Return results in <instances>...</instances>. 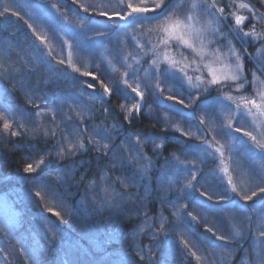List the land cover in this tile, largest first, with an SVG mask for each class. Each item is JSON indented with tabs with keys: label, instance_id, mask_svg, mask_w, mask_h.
<instances>
[{
	"label": "snow or ice",
	"instance_id": "6c2138e0",
	"mask_svg": "<svg viewBox=\"0 0 264 264\" xmlns=\"http://www.w3.org/2000/svg\"><path fill=\"white\" fill-rule=\"evenodd\" d=\"M121 11H100L99 16L106 18L108 21L119 20L129 21L124 28L125 38H131L138 49L147 51L143 52L144 56L151 55V65L154 68L153 77L160 80L163 77L169 90L174 88L180 90L179 98L176 95H169L166 97L168 101H174L179 105H183L185 109H191L188 115L189 124L195 121V126L199 133L197 139H202L204 154H210L211 142L208 141V133L204 130L205 116L210 123L216 124V131L219 135L225 137H233L234 134H241L247 137L250 141L249 150L259 149V155L264 159V68L256 67L255 71L250 73L251 80L244 71V59L253 62L254 65L258 62V57H254L247 51V45L251 43L256 45L259 43L258 56H264V31H258L256 24L264 26V13L259 12L255 5L250 3H239L235 5L229 4V10L226 13L224 7H219L217 0H117ZM260 7H264V0H258ZM55 7V6H53ZM83 7V5H81ZM94 7V6H93ZM246 10L248 15L239 14L233 11V8ZM89 9L84 7V12L87 13ZM6 13H11L15 17L20 16V12L13 11L10 7H4L0 11V16ZM35 15V14H34ZM182 16L181 18H178ZM251 17V18H250ZM36 18H39L36 16ZM204 18L205 22L201 23ZM231 21V24H228ZM156 22V23H153ZM152 24L151 27L147 25ZM248 30H245V27ZM223 26L227 30H223ZM32 28V25H28ZM85 29L83 33L84 40L88 43H95L98 39H110L112 37L111 31H102L92 25L81 26ZM107 27V26H106ZM127 29H134L143 38V43L138 41L132 32ZM35 32V29H33ZM88 32L94 35H87ZM152 34L157 38V44H153L151 40ZM77 33L76 36H80ZM75 38V37H74ZM233 39H238L241 52L235 48L232 43ZM123 43V40L120 41ZM63 47V43H62ZM69 48L72 45H68ZM78 49L84 52L82 45H78ZM170 49H175L179 58L169 54ZM119 55V53H118ZM68 67H71L75 73L80 77H88L90 80H80L78 97L81 98L80 112H76V119L63 111L65 106H68L70 111L73 109L70 105L71 97L64 93H59L60 104L52 106L51 102L44 99V93L41 91V85H47L49 81H32L29 77L36 75L37 69L35 63L31 68L21 69V75L17 79L12 76L11 80L20 85V90L24 92L25 99L29 104H35L36 111L29 114L27 110L17 112L10 104L6 105L4 111L8 113L12 121H15L16 129H23L24 122L30 121L39 124V120H33V117H39L43 111L39 104L35 103L34 97L38 96L43 99L45 108H51L50 124L48 128L40 129L33 128L32 135L28 131H13V123L9 121L8 116L0 115L2 121V132H0V145L13 143V148L9 152L22 151L25 152V163L23 166V173L27 174L22 177L25 181H31V186L25 191V198L34 205L38 211L35 212L34 217L27 218L26 222L29 225L24 229L28 235L25 236L17 231V226L22 223L20 213L11 211L5 213L3 219H0V241H7L9 237L19 238L21 247L17 249L16 258L20 264H48V256L52 253L58 252L62 249L67 239L64 226L71 229V218L77 214L75 203L71 206L67 201L70 199L69 191L74 186L76 169L84 166L90 161H77V156L84 155L91 151L94 153V159L107 160L103 167H97V176L100 184L96 180L89 181V188H94L102 193L100 199L102 203H97L96 197L89 194L88 199L93 205V210L97 213H102L105 209L116 210L121 214L129 204H134L141 201L135 213H129L130 219L133 215H139L141 212L146 214V205L142 203L144 199L148 198V189L143 184L147 180L148 172L152 170V158L144 154L143 145H153L152 151L159 158L162 155V150L167 142V133L170 128H164L165 135L152 132L145 135L143 131H138L131 136L124 130L126 127H132L134 122L141 119V114L145 109H149L147 116L151 117L150 105L144 100L145 93L141 91L139 86L130 84L127 79L123 81L124 87L117 86L115 91L120 93L122 99H131L135 101L130 108L124 111L123 123L120 122L119 116H113L117 123L113 124L112 129L106 127L92 125V135H87V127L83 126L85 117L81 114L88 112L89 117L97 114V109L90 103V101L98 100L102 104L108 103L107 97L113 95V89L109 88L104 83L100 76L93 71L81 72L80 67L72 64L71 51L67 56ZM39 63L47 64L46 57L41 56ZM60 65L65 64V59L58 61ZM163 63V72L159 70V65ZM98 68V65H93ZM49 71L53 72L57 78L72 79L75 86L76 80L79 77H70L67 71L63 69L53 68L49 64ZM191 72V74H189ZM260 72V76H257ZM23 73H27L25 76ZM125 77L129 74L125 73ZM136 73L132 76L135 78ZM0 79L7 80L8 77L0 74ZM92 81H99V87L102 91L93 96L87 90H95L97 84ZM246 87L252 88L251 95H244L243 91ZM154 96V103H158L164 92L159 85L150 86L145 84ZM225 89H228L225 92ZM130 90V91H129ZM239 93L233 95L232 92ZM5 93L11 94V90L5 87ZM212 92H216L217 96L212 100L209 99ZM106 94V95H105ZM87 96V100H83ZM187 101V103L185 102ZM126 105H121V110H124ZM102 112L107 115L110 112V107H103ZM200 113V115H197ZM227 114V123L225 124V116ZM17 115L21 119H17ZM60 116V124H57L56 117ZM238 117V119H237ZM162 122H167V116L159 118ZM235 124V127L233 125ZM251 128L252 130H247ZM57 129H61L58 136ZM181 132L183 136L190 135L189 130L176 129ZM254 131L256 134H253ZM113 132H118L123 135L124 139L119 144L115 142L116 137ZM144 136L141 141L140 137ZM259 136V139H258ZM19 138V142L13 141L10 138ZM134 137V139H133ZM27 138L29 142H23ZM54 143L49 146V141ZM87 141V145L85 144ZM128 140L131 144V150L124 143ZM159 141V143H154ZM244 142L243 140L241 141ZM37 143L43 144L44 147L38 148ZM219 143V141H216ZM36 150L37 155L33 156L32 151ZM4 149L0 148V154ZM196 148L185 143L182 154H195ZM219 153L221 172V182L230 187L233 195H229L228 191L218 193L216 188L209 191L199 193L201 198H206L209 202V208L206 209V214L195 216L191 211L181 212L180 208L175 202L169 201L166 194L161 196V203H167L171 208L175 209L173 212V221L167 232L164 233L165 240L171 237L175 240L180 231L187 232L191 228V221H198V227L205 228L206 240L200 242V246L204 252V264H213L217 261L221 253L216 251V248L227 249V244L216 245L212 241H227L231 239L222 234L220 225L221 222L231 220H240V223L245 226L246 232L251 233L252 227L255 226L257 235L253 236L254 240L261 242L264 238V164L259 167L250 168L247 171L249 182L254 185V190L245 191L238 189L237 184L233 182L232 176L229 173V168L224 164L223 152L220 148L215 149ZM253 154L255 152L253 151ZM165 164L174 166L175 171L179 174L182 170L187 173V177L191 179L187 184H181L177 190V199L184 198L185 194L193 198V202L197 207H203L196 199L195 193L197 187L192 183L196 180V172H201L194 163H185L180 161L179 157L172 154L171 158L165 157ZM197 159H200L197 156ZM67 161V163H66ZM200 159V163H204ZM239 165V161H237ZM55 165V167H53ZM56 173V175H53ZM167 176V171L164 174ZM115 176V179H113ZM186 177V178H187ZM176 183H180L177 179ZM144 187L143 194L136 192H128L127 189L131 187ZM169 184V187H172ZM121 190H117V189ZM86 188V192H87ZM162 191V189H161ZM216 197V200L213 199ZM48 200H55L59 202L60 206L65 210L69 219H65L59 211L54 213L57 220H52L46 213H53L51 207L44 205ZM252 202L254 205L257 201L260 202L261 208L256 213L255 223L253 222L254 210L252 205L247 202ZM221 202H227L232 205L230 208H224ZM81 205L86 207V202L81 200ZM213 205L215 207H213ZM247 205V207H246ZM187 208V205L184 206ZM218 213V215H217ZM211 216V220H209ZM184 217H189L190 220L185 223ZM33 219L42 230V235L34 230ZM211 224L212 226H208ZM163 225H161V228ZM31 229V230H30ZM54 229V230H53ZM215 229V230H214ZM143 226H137L133 229V237L143 232ZM158 231L150 234L152 239H156ZM235 235L240 236V230H235ZM198 239V237H197ZM184 246L189 244L188 240L182 241ZM160 247L159 244L156 245ZM209 250L211 254L209 255ZM234 250V249H233ZM142 249L135 250V256L138 259L130 261L129 264H154L151 254V247L147 258L141 255ZM12 255L8 243L0 246V264H12L9 257ZM185 256L195 257L197 264L201 261V256L197 255L195 251L186 252ZM72 264H77L73 261ZM259 264H264V258L259 261Z\"/></svg>",
	"mask_w": 264,
	"mask_h": 264
},
{
	"label": "rangeland",
	"instance_id": "374dc122",
	"mask_svg": "<svg viewBox=\"0 0 264 264\" xmlns=\"http://www.w3.org/2000/svg\"><path fill=\"white\" fill-rule=\"evenodd\" d=\"M252 1L253 3H251L250 0H234V3L235 5H238L239 3H250L251 5H255L259 12L264 13V7H260L259 4L255 3L258 2V0ZM133 2H136V0H133ZM186 2H188V0H186ZM217 3L219 7H224L225 12L227 13L229 7L226 8L224 3H228L229 5L230 3H233V0H217ZM81 5H83V7H81ZM6 6L12 8L13 11L20 12V16L23 17V19L13 16L11 13H6L4 16H0V74L8 77L7 80L0 79L1 86L3 87V89L1 88L2 92H4L5 87L15 83L11 80L12 76H16L18 79L22 74L20 71L21 69L31 68L32 64L35 63L37 73L36 75L29 77V79L32 81H49L46 86L43 84L41 85V91L44 93L43 98L50 101L52 106L60 104L59 93H64L71 97L70 105L73 110L70 111L69 107L65 106L63 111L72 116L73 119H76L75 113L80 112L81 110L78 104L77 95L79 86L72 91L74 88L72 80L60 82L49 75V64L52 65L53 68L73 71L71 67H68L67 61V53L71 51L72 58H74L72 59V64L76 67L83 68L81 69L82 71L90 69L94 64L99 66L98 68H94L99 71L98 75L100 78L109 88L113 89V95H116L117 99H119L120 105H126L124 110L119 109L121 113L126 111L127 108H130L135 101L131 99H122L120 93L115 91L116 87H124L123 81L125 79H127L130 84L139 86L140 90L145 93L144 100L150 105L151 117L149 118L147 116L149 109H145L142 114L163 130L161 134L162 136L165 135L164 128L171 129L167 133V142L176 144L178 149L170 155L172 156V154H175L179 157L180 161H183L186 164L189 162L194 163L198 168L202 169V173L199 171L196 172V180L192 181V183L197 187V192L195 193L196 199L201 205H203V207H197L196 203L193 202V198L185 194L182 206L179 207L181 212L191 211L193 215L198 217L206 214V209L209 208V202L206 198H201L199 193L209 191L213 188H216L220 194L227 190L230 196L233 195L230 191V187L221 182V177L223 176V173L220 170L221 157L219 153L215 152L216 148H220L223 152L224 155L222 159L224 160V164L228 166L229 173L232 176L233 182L237 184L238 189H243L245 191L254 190V185L249 182L246 173L248 169L256 168L261 164H264V159L259 155L260 150L254 149L253 151L255 154H253V151H250L248 146L250 141L247 137H243L242 133L234 134L233 137L219 135L215 130L217 127L216 124L210 123L207 116H205L204 130L208 133L207 139L211 142L212 146L209 149L210 154H204L202 152L204 144L202 143V139H197L199 133L195 126L196 122L191 121V126L189 124L188 115L191 112V109H185L183 105H179L174 101H168L166 99L169 95H176L179 98H183V96L180 95V90L176 88L169 90L163 77H161L160 80L154 79L153 73L155 70L151 65L153 57L151 55L144 56L143 52L147 51V49L140 50L130 37L125 38L124 26L129 23V21L113 20L110 22L106 18L99 16L100 11H108L109 13L113 11H121L122 9L118 5L117 0H0V11H3V8ZM84 7L89 9L87 13L84 12ZM232 10L237 11L242 15H248L246 10L235 7ZM36 16L39 18H36ZM178 18L182 19V16ZM204 22L205 19L202 18L201 23ZM231 23V21H228V24ZM29 24L32 25V28L28 27ZM83 25H92L100 28L102 31H111L112 37L107 40L98 39L100 45L88 43L83 37L85 31V29L81 27ZM147 26L151 27L152 24ZM248 27L249 26L246 25L245 30H248ZM256 28L258 31H264V26L259 23L256 24ZM33 29H35V32H33ZM223 30H225V26H223ZM127 31L132 32L133 36L143 43V38L134 29H127ZM77 33H81V35L76 36ZM87 35L91 36L94 35V33L88 32ZM121 40H123L122 44L120 43ZM151 40L153 44H157L155 34H152ZM232 43L235 46L233 40ZM88 44L91 46H98L99 52H93ZM68 45H72V47L69 48ZM78 45H82L85 51H79ZM101 45L102 49L100 50ZM259 46V43L254 45V47H256V57H258L257 66L264 68V56H258ZM20 50L23 52H20ZM169 54L179 58L175 49H170ZM41 56L47 58V64L39 63ZM60 59H65L64 65L58 63ZM111 61L114 62V69L111 68L113 65ZM164 67V64L161 63L159 65V70L163 72ZM44 70L47 72L45 75ZM133 72L136 73L135 78L132 76ZM51 73L54 74L53 72ZM125 73H128L129 75L125 77ZM23 74L27 76V73ZM189 74H191V72ZM68 75L75 78L73 75H70V73H68ZM257 76H260V73L257 74ZM260 78L264 79V76H261ZM248 79L251 80V75ZM78 82L79 81L76 80L75 86L79 84ZM97 84H99V81ZM145 84L153 87L159 85L160 88L164 89L162 97L158 103H154L155 96L145 88ZM12 89H18L22 93L23 103L30 108L27 111L29 114L36 111L35 104L28 103L25 99L24 92L20 90V85L18 83H15ZM227 91L228 89H225V92ZM242 91L244 95H251L253 92L250 87H246ZM232 94L238 95L239 93L233 91ZM216 96L217 93L212 92L209 99L212 100ZM109 98L110 97H107V99ZM34 99L35 103L39 104L40 108L43 110L39 117L32 118L33 120H39V124L30 121H23L24 128L16 129L15 121H12L11 117L8 116V113L4 111L5 106L9 104L15 108L12 105L13 97H9L6 94L4 99V95L0 94V115L8 116L9 121L13 123V131L19 130L23 132L26 130L29 135H32L30 131H32L33 128L38 127L42 130L51 126V108H45L43 99H41L39 95L34 97ZM97 101L98 100H94V102ZM185 102L187 103V101ZM15 109L18 113L24 111L22 108ZM197 115H200V113ZM164 116H167L166 123L159 119ZM224 116V122L226 124L228 117L227 114H224ZM16 118L18 120L21 119L19 115H17ZM56 122L58 124L61 123L59 115L56 117ZM83 126L87 127V135L93 134L91 126ZM233 127H235V124ZM189 128V136H183L181 132L176 131V129L189 130ZM247 130L252 129L248 128ZM0 132H2V121H0ZM253 134H256V132L254 131ZM117 138H121V140L124 139L123 135L120 133ZM242 140L244 141L243 143L241 142ZM216 141H219V143H216ZM157 142L159 143V141ZM186 142L196 148L195 154H182ZM124 143L128 147H132L128 140H124ZM143 147L145 148L146 144H144ZM197 156L205 162L200 163V159H197ZM164 158L160 156L157 159V163L153 165L152 170H150L148 174L152 173L153 170L157 171L160 167L158 165L160 162L159 160H163L162 167L166 168V170L170 168L167 176L164 175L166 171H160L163 177L161 179H164L165 184L169 185L175 179L177 180L178 177H187V173L183 170L177 174L174 166L166 165ZM237 161H239V165L237 164ZM0 175L2 174L0 173ZM22 177H24L22 174L16 176L15 179L11 175H8L7 178L0 177V219H3L7 212L15 211L20 213L22 223L17 226V231L27 236L28 233L24 232V225L26 224L23 222L26 221V217L32 218V215L30 214L33 213L27 209L34 208V205L25 198V191L31 186V181H25ZM148 177L147 180L151 178L149 175ZM188 178L191 179L190 177ZM147 180L143 181V184H145ZM151 186L152 182L147 184L148 194H150ZM117 190L119 191V189ZM129 190L142 194L144 193L143 187L139 186L128 188L127 191L129 192ZM101 195L102 193H100V197ZM213 199L216 200V197H213ZM67 203L70 206L68 201ZM221 203L226 209L232 207V205L227 202ZM247 204L252 205V202H247ZM185 205H187V208H184ZM44 206L51 207L53 209V214L56 211H59L65 219H69V216L66 215L65 210L60 206L59 202L48 200ZM252 206L254 210L253 222L255 223V214L259 212L261 204L257 201ZM137 207V204H129L126 206L122 214L119 211L108 209H105L102 213H97L93 210L92 205L89 214L90 218L85 217L87 222L84 221L82 217L83 214L80 212L82 208L79 207L80 211L77 209L76 216L70 220L72 227L69 230H76L77 233L75 235L85 238V245L73 247L72 244L65 242L61 250L54 252L51 256L47 257L48 264H64V260H66L68 264H72L73 261H76L77 264H89L85 260L80 261V255L82 258H86L90 255L89 251L102 254L107 253L102 257V259L106 260L109 259V256L118 258L119 255H123L129 258L130 261H134L138 259V257L135 256V250L142 249L140 254L147 258L149 247H151V253L154 249L159 253L160 258L163 259V262H166V264H178V261H182L183 258H192L193 262L197 264L195 257L185 256L186 252L192 251H195L197 255L201 256L202 259L199 264H204L205 254L200 246V242L205 240L201 237H198L197 239V235H194L193 233V228L194 226H198V221H191V230L189 229L187 232L180 231V235L175 240L171 237H168V239L165 240L164 233L169 230L171 223L168 221L164 211H161L157 215L155 214V216L153 214H147L148 211H150V208L146 205V214L145 212H141L139 215H133L129 219L128 214L130 212L135 213ZM213 207L215 206L213 205ZM158 210L159 209H157V212ZM26 211L29 214H26ZM46 214L49 216L50 213ZM135 218H140L139 223L130 228L126 227V224L132 222V219ZM184 220L185 223H187L190 218L184 217ZM209 220H211V216H209ZM141 225L144 228L143 232H140L139 235L133 237V229H136L137 226ZM161 225H163L162 228ZM33 226L37 229V231L35 230L36 232L43 234L34 219ZM208 226L212 225L209 224ZM220 228L221 231L219 234L230 237L231 239H228L227 241H212L216 245L226 243L228 246L227 249L216 248V251L220 252L221 256L217 261H213V264H259V261L264 258V238H261V242H257V240L253 239V236L257 235L255 226L252 227L251 233H247L245 226L240 223L239 219H237L221 222ZM236 229L240 230V236L235 235ZM203 230L205 232V228H203ZM79 231H83L85 235L83 236ZM154 231H158V236L152 243L148 244L144 250L139 242L140 238L143 234L146 237L151 238L150 234ZM66 236L69 238L70 232H66ZM78 240L80 239H77V241ZM184 240L189 241L187 247H185L182 242ZM4 243H8L10 246L12 255L9 259L12 261V264H20L19 260L16 258L17 249L21 247L19 238H12L10 236L7 241H0V246ZM157 244L160 245L159 248L156 247ZM123 248H132L133 255L128 256L127 254H120L117 252L122 251ZM66 251L68 253H73H69L68 255ZM78 251H82V254L77 255L76 253ZM208 254H211V250H209ZM110 260V264H118V260Z\"/></svg>",
	"mask_w": 264,
	"mask_h": 264
},
{
	"label": "trees",
	"instance_id": "16d2710c",
	"mask_svg": "<svg viewBox=\"0 0 264 264\" xmlns=\"http://www.w3.org/2000/svg\"><path fill=\"white\" fill-rule=\"evenodd\" d=\"M250 2L253 3L252 0H250ZM209 3H211V0H209ZM255 3L259 4L258 2H255ZM224 6L227 8L229 5H228V3H224ZM226 30H227V27L225 26V31ZM233 41L235 43L236 49L241 52V55H243V50L240 48V43H239L238 39H233ZM95 44L100 45L98 40L95 42ZM88 45L90 46V48H92L93 52H96V53L99 52L98 46H91L90 44H88ZM246 47H247V51L249 53H251L254 57H256V47H254V45H252V44H248ZM101 49H102V45L100 46V50ZM20 52H23V51L20 50ZM72 59H74V58H72ZM244 61H245L246 66H248V67L253 66V68H255V70H256V67L254 66L253 62H250L247 59V57H245ZM111 63L113 64L111 68L114 69V62L111 61ZM80 69H83V68H80ZM65 71H67V73H70V75H73L74 77H79V79H77L79 81L78 82L79 84H77L76 86L73 85L74 88L72 91H74V89L77 86H80V80H90V78H88V77H80L78 73H75L73 71H68V70H65ZM83 71H93L97 75L99 72L98 70H95L94 67H91L90 69L83 70ZM83 71L81 70V72H83ZM46 73L47 72L44 70V75ZM250 73H246L248 77L250 76ZM259 73L260 72H257V74H259ZM49 75H51V77H54L55 79L59 80L60 82H62V81L67 82V81L72 80V79H64L62 77L57 78L51 72L49 73ZM92 82L95 84L98 83V81H92ZM14 84H10L7 86V88L11 90V94H8V93L2 92L1 88L3 89V87L1 86V82H0V94L4 95V99H5L6 94L9 97L10 96L13 97V101L12 100H9V101H12V105L15 108H22L24 111L25 110L28 111L30 108L28 105L23 103L22 93L18 89H12L14 87ZM101 91H102V89L99 87V84H97V88L95 90H92V89L87 90V92L92 93L94 96H97L99 94V92H101ZM82 99L87 100V96H85ZM107 100H108V103H105V104H102L100 101H97V102H94V100L90 101V103L97 109V114L92 115L91 118H88L89 117L88 112L85 111V113H81L85 117V119L83 120V123H85V124H83V125H87V126L89 125V126H91V128H92V125H98V126L106 127L108 129H112L113 124L117 123V120L113 119V116H119L120 122L123 123L124 112L121 113L119 111V109H121L119 99H117L116 95H112ZM13 103H15V104H13ZM78 104L80 107L81 98H79V97H78ZM103 107H110V112L107 115H105L102 112ZM124 130L129 135H132L138 131H143L145 133V135L150 134L152 132H155V133H158L161 135L162 131H163V130H161V128L158 125H155L154 123H152L143 114L141 115V119L135 121L134 125L132 127H126L125 126ZM60 131H61V129H57L58 136L60 134ZM30 133H32V131H30ZM113 135L116 137L115 142L117 144H119L121 141V138H117L119 133L114 132ZM10 139L13 141L19 142V138L12 137ZM140 139L144 140V136H141ZM143 140H141V141H143ZM23 142L27 143L29 141L27 140V138H25ZM52 143H54V141L50 140L49 146H51ZM154 143H158V142L155 141ZM85 144L87 145L86 140H85ZM37 146H38V148H41V149L44 147V145L40 144V143H37ZM153 147H154V144L153 145L146 144V147L145 148L143 147V151L146 154V156L152 158V165H155L157 163L158 157L156 154L153 153V151H152ZM0 148L4 149L3 153L0 154V173L2 174V175H0V177L5 178L8 175L16 176L15 174H20V173L23 174L22 169H23V166L25 163V152H22V151L9 152L8 150L13 148V143L0 145ZM128 148H129V150H131V147H128ZM177 149L178 148H177L176 144L171 143V142H167L165 144L164 149L162 150L161 156L163 158L164 157L170 158L171 157L170 154L172 152H175ZM32 155L33 156L37 155L35 149L32 151ZM94 155H95L94 153L89 151L88 153H86L84 155L77 156V161L84 160V161H90V163H86L84 166L80 167L79 169H76L74 186L69 191L70 199L68 200V202H69L70 206L73 203H75L76 209L79 210V207L82 208L81 211L80 210L79 211L83 214L82 217H83L85 222H87L85 220L86 219L85 217L90 218V215H89L90 214V208L92 207V203L88 199L89 194L96 197L97 203H102V201L100 200V192H98L94 188H89L88 185H89L90 180H96L97 183L100 184L99 178L97 176V167H103L104 164L107 163V160H99V158L94 159ZM159 161L160 162L158 165L160 167L158 168V170L157 171L153 170L152 173L148 174L149 176H151V178L149 180H147L144 185L147 187V184L152 182V186L150 189V194H148V198L144 199L142 201V203L146 204L150 208V211L148 212V214H153L155 216V214L157 215L161 211H164V214L167 216L168 221L170 223H172V221H173V215L172 214L175 211V209L173 210V208H171V206L167 203H161V196H164L166 194L167 199L169 201L175 202L178 207H181L184 198L177 199V190L180 188L181 184H187L190 179L188 177L187 178L186 177L185 178L178 177L180 183H176L177 180L175 179L172 183H170L173 186L169 187V185L165 184L164 179L163 180L161 179L163 177H162V173H160V171H167V173L169 171L166 170V168L162 167L163 160H159ZM66 163H67V161H66ZM53 167H55V165H53ZM53 175H56V173H54ZM113 179H115V176H113ZM86 188L88 189L87 192H86ZM161 189H162V191H161ZM119 190H121V189H119ZM143 190L145 191L144 187H143ZM129 192L136 193V191H130V190H129ZM81 200H84L86 202V207L81 205ZM140 203H141V201H137L134 204L139 205ZM157 209H159L158 212H157ZM64 230H65V232L76 231V230H69L67 228V226H64ZM193 230H194L193 231L194 235H197V237H201L202 239L206 240V235H205V232H204L202 227L194 226ZM138 241H139V239H138ZM153 241H154V239L148 238L144 234L140 238V243H142L141 245L143 246L144 250L146 249L147 245L152 243ZM128 254H130V253H128ZM151 254L153 257L154 264H166V262H163V259L160 258L159 253L156 252L154 249H153V252ZM130 255H133V254H130ZM89 264H109V262L108 261L102 262L101 260H99V261H90ZM178 264H195V263L193 262L192 258H183L182 261H178Z\"/></svg>",
	"mask_w": 264,
	"mask_h": 264
},
{
	"label": "bare ground",
	"instance_id": "6f19581e",
	"mask_svg": "<svg viewBox=\"0 0 264 264\" xmlns=\"http://www.w3.org/2000/svg\"><path fill=\"white\" fill-rule=\"evenodd\" d=\"M254 64V63H253ZM244 65H245V67H244V71H245V73H250V72H252V71H255V68H253V66H246V64H245V61H244ZM255 67H258L257 66V64H255L254 65ZM177 148H178V146H177ZM168 170H170V168L168 169ZM54 174V173H53ZM30 212H32L33 214H30V215H32V217H34V214H35V210L34 209H30L29 210ZM149 212V211H148ZM29 214V213H28ZM29 226V225H28ZM134 226H136V225H134ZM31 230V229H30ZM34 230H36L37 231V229L36 228H34ZM77 232L76 231H72V232H70V237H71V239L70 238H68L67 237V239H66V243H70V244H72V246L73 247H75V246H77V247H79L80 245H85V243H84V240H85V238H83L82 236H79V235H75ZM83 234V236L85 235V233H82ZM42 235V234H41ZM75 235V236H74ZM74 237V238H73ZM77 239H80V240H78L77 241ZM74 242V243H73ZM140 242V241H139ZM142 244V243H141ZM88 251H89V249H88ZM67 252V251H66ZM118 253H120V254H127L128 256H131L130 254H132V248H128V249H122V251H117ZM130 253V254H128V253ZM70 254H72L73 252H69ZM69 253L67 252V254L69 255ZM77 255H80V254H82V251H78L77 253H76ZM89 256L88 257H86V258H82L81 257V255H80V258H81V260L80 261H83V260H85V261H87L88 263H90V261H99V260H101L102 262H104V261H108L109 262V264L111 263V260L110 259H115V260H118V264H129V262H130V259L129 258H127L126 256H123V255H119L118 256V258L117 257H111V256H109V259L108 260H106V259H102V257H104L107 253H105V254H102V253H95V252H93V251H89ZM64 264H68V262L66 261V260H64ZM145 264H146V262H145Z\"/></svg>",
	"mask_w": 264,
	"mask_h": 264
}]
</instances>
